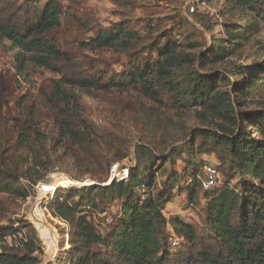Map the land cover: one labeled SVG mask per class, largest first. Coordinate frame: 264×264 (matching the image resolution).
I'll return each mask as SVG.
<instances>
[{
    "label": "trees",
    "instance_id": "obj_1",
    "mask_svg": "<svg viewBox=\"0 0 264 264\" xmlns=\"http://www.w3.org/2000/svg\"><path fill=\"white\" fill-rule=\"evenodd\" d=\"M77 1L49 0L42 8L21 9L14 0H0V42L20 51L17 75L28 66L61 75L49 93H26L10 108L11 88L0 75V195L16 201L32 197L52 172L50 149L55 148L77 166L97 167L90 179L102 184L64 189L46 207L68 226L65 264H264V110L242 109L241 102L260 94L264 64L255 62V53L248 55L250 63L211 71L236 55L252 28L264 27V0H225L257 18L243 28L222 24L225 40L214 36L211 20L198 16L197 24L211 33L204 48L168 40L153 53L136 31L119 26L79 42V50L91 54L141 55L116 76L99 68L106 62L79 63L50 37L64 22L80 23L63 9L64 2ZM130 92L155 110L138 109L132 122L138 134L127 180L104 184L111 165L125 159L129 147L124 145V156L112 162L99 158L103 146L113 145L111 133L103 135L87 119L78 93ZM49 135H56L58 144L51 146ZM115 139L122 141L121 135ZM205 155L215 157L213 168L223 177L211 187L204 185ZM176 161L183 164L180 174ZM200 191L205 199L200 226L181 216L166 218L165 206L176 196L195 207ZM116 201L111 225L97 232L88 212L102 213ZM26 229V241L16 251L4 246L10 228H0V264L41 263V242L31 225Z\"/></svg>",
    "mask_w": 264,
    "mask_h": 264
},
{
    "label": "rangeland",
    "instance_id": "obj_2",
    "mask_svg": "<svg viewBox=\"0 0 264 264\" xmlns=\"http://www.w3.org/2000/svg\"><path fill=\"white\" fill-rule=\"evenodd\" d=\"M47 1L49 0H14V4L21 9H32L42 8ZM63 6L64 12L78 16L80 23H71L72 26H68L64 22L58 30L49 34L50 37L59 43L60 48L65 50L67 55L70 54L71 58L79 63L82 62L92 67L96 62H106L105 67L100 66L99 68H105V72L110 76H116L128 67V64L136 63L141 55L135 59L131 53L91 54L79 50V42L88 36H93L97 30H110L119 26L128 31H136L154 53L168 40H177L181 44L193 41L204 48L210 42L211 33L206 32L197 24L198 16L204 15L211 20L214 36L218 40L226 39V31L222 28V24H236L243 28L250 22L249 20L257 23V18L249 11L234 8L225 0H78L73 4L64 2ZM245 39L246 41L241 40L235 56L212 66L211 71L214 73L228 72L234 62L250 63L248 55L255 53L257 54L255 62L264 64L261 49L264 48L263 25L257 24L246 34ZM19 53L20 51L13 48L8 41L0 42V75L7 78L5 81L11 88L9 108L13 106L18 97L26 93L33 97L41 93H49L51 87L59 82L61 76L44 68L32 66H28L23 76H18L15 69V56ZM261 86L259 95L247 101H241L244 104L242 109L264 110V84L262 83ZM78 99L87 119L99 128V131L103 130V135L111 133L113 145L103 146L98 154L99 158L112 162L124 156V145L129 147L127 157L111 165L104 184L111 180L119 182L124 172L128 171L134 162V146L137 141L133 136L137 135L138 131L133 129L132 122L138 115L137 111L143 108L147 113L151 109L155 110V107L132 92L123 95L109 93L97 96L78 93ZM193 125L195 123L188 122V126ZM117 135H121L122 141L115 139ZM125 136H129V139ZM48 137L51 140V146L58 144L56 135ZM54 152L55 148H51L52 172L34 188L32 197L26 201H16L4 194L0 195V228H10V235L6 237L4 246L20 251L22 249L20 242L26 241V225H31L41 242L40 264H65L69 250L68 226L52 218L46 210L52 199L70 187L81 188L92 183L102 185L99 181L93 182L90 179L100 171L97 167L77 166L61 150ZM202 158L212 167L217 164L213 155H205ZM163 164V160L158 161V168ZM165 166L168 167V163ZM174 168L180 174L183 170L182 162L176 161ZM219 174L217 181L219 179L221 182L223 177L221 172ZM199 193L198 205L195 207L189 206L184 196H176L172 203L165 206L166 218L181 216L188 223L200 226L205 199L201 197V191ZM117 212L118 202L116 201L111 205H106L102 213L88 212V220L94 224L96 231L101 233L106 225H111L112 218ZM175 241L176 239L171 237L168 242L173 244Z\"/></svg>",
    "mask_w": 264,
    "mask_h": 264
},
{
    "label": "built area",
    "instance_id": "obj_3",
    "mask_svg": "<svg viewBox=\"0 0 264 264\" xmlns=\"http://www.w3.org/2000/svg\"><path fill=\"white\" fill-rule=\"evenodd\" d=\"M204 174L206 175V181L204 182L205 187H211L216 184L217 178H219L218 172L211 166V165H205L203 167ZM127 171L124 172L122 175V178L119 180L126 181L127 180Z\"/></svg>",
    "mask_w": 264,
    "mask_h": 264
},
{
    "label": "water",
    "instance_id": "obj_4",
    "mask_svg": "<svg viewBox=\"0 0 264 264\" xmlns=\"http://www.w3.org/2000/svg\"><path fill=\"white\" fill-rule=\"evenodd\" d=\"M111 182H112V180L109 183H111ZM88 185H91V184H88ZM88 185H86V186H88Z\"/></svg>",
    "mask_w": 264,
    "mask_h": 264
},
{
    "label": "bare ground",
    "instance_id": "obj_5",
    "mask_svg": "<svg viewBox=\"0 0 264 264\" xmlns=\"http://www.w3.org/2000/svg\"><path fill=\"white\" fill-rule=\"evenodd\" d=\"M48 184V183H47Z\"/></svg>",
    "mask_w": 264,
    "mask_h": 264
}]
</instances>
